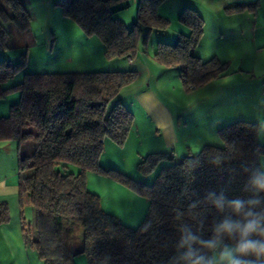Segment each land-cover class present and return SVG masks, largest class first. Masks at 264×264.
Segmentation results:
<instances>
[{"label": "trees", "instance_id": "1", "mask_svg": "<svg viewBox=\"0 0 264 264\" xmlns=\"http://www.w3.org/2000/svg\"><path fill=\"white\" fill-rule=\"evenodd\" d=\"M164 1L138 0L130 28L116 17L128 0H57L55 6L84 35L98 38L111 59L136 55L141 27L144 46L151 31L169 27L170 20L158 13ZM254 8L255 3L241 2L225 10ZM177 21L188 32L178 33L173 43H157L153 58L178 66L186 88L227 75V62L194 53L203 35L202 16L185 7ZM30 22L21 0L0 1V47L14 48L8 24L23 33ZM26 58L0 60V99L18 93L0 116V142L31 143L18 159L17 196L21 209L34 210L33 232L25 224V240L42 264H75L79 254L87 264H211L228 244L236 246L233 260L239 264H264V254L238 251L245 241L264 244V188L259 186L264 184V138L256 122L221 126L220 145L205 144L197 153L174 159L169 152L143 156L137 162L142 175L158 168L148 184L100 165L104 140L121 145L132 127L133 113L117 95L137 71L24 72ZM88 173L109 177L146 199L142 219L129 225L104 209L100 196L88 189ZM236 200L242 202L239 210L232 204ZM8 220V207L1 203L0 223ZM253 221L256 231L245 236L242 229ZM225 222L233 225L231 231L221 230Z\"/></svg>", "mask_w": 264, "mask_h": 264}, {"label": "crops", "instance_id": "2", "mask_svg": "<svg viewBox=\"0 0 264 264\" xmlns=\"http://www.w3.org/2000/svg\"><path fill=\"white\" fill-rule=\"evenodd\" d=\"M21 1L29 12L32 22H38L40 17L45 20V16L52 13L55 22H58L60 28L65 31L64 36L68 42L64 44L63 49H67V51L65 50L66 54H70V58L73 59L67 58L61 64H70L73 67L67 70L51 68L49 72L128 69L137 71L138 68H142L141 72H145L146 75L151 68L155 70L163 68L152 56L155 46L150 55H147L149 53H146L144 48L139 45L136 55L132 58L114 57L107 59L99 39L94 36L88 37L77 30L72 21L64 17L61 10L56 8L57 0ZM128 1V7L138 3V0ZM241 2L255 3V8L251 11L227 12L225 10L229 4ZM159 7L158 12L161 9L160 15L168 18L171 23L170 27L174 28L173 34H169L170 39L180 32H188L185 26L176 21L179 12L185 7L195 9L204 20L203 35L195 48L196 55L202 58L203 55L200 52L205 49L206 40L211 39L216 45V47L209 48V51L212 52L211 55L227 62L229 73L209 81L206 85L196 88L189 94L181 92L177 96L179 98L177 101L174 100V95L170 98L164 94L163 90L158 89L159 91H156L152 84L151 75L148 74L144 87L136 93H132L133 95H125V97L130 96L128 99L132 105H137L141 112L140 115H143L148 121L145 124L144 122L140 124L142 128L145 125L147 131L145 128L139 129L138 123L134 120L125 142L128 143L133 136L135 141L142 138V144L145 145L146 143L148 154L173 151L176 155L175 158H180L188 153H197L205 144H212L208 140L216 136L217 129L233 121H253L258 125L261 124V127L264 128V116H261L264 115V0H165ZM57 9H59L60 14H58ZM49 29L50 39L53 42L52 49H54V47H59L57 44L59 38L54 28ZM9 31L14 34L16 39L20 37L21 33H17L15 30H13L14 33L12 30ZM164 33L167 32L164 31ZM91 48L97 51L95 57L91 56L93 53ZM75 49L79 51L77 56L82 55L81 60L76 59L74 52L70 53ZM207 54L206 56H209V52ZM49 64L52 66L53 61L49 60ZM33 65L27 66L24 72L48 71L46 65L43 68ZM170 69H176L180 72L178 66ZM20 75L15 79H19ZM140 79H145V76L140 74L135 83H138ZM159 82H157V86ZM206 98H210L206 109L208 113L201 115V120L196 121L193 125L192 130L198 131L193 134L197 135L193 138L192 133L189 132L188 118L194 112L197 114L198 107L202 102H205ZM17 100V92L10 93L0 99V116L6 115L9 106ZM154 138L158 139V143L152 147ZM107 141L108 138L104 140V146ZM23 148L24 143L19 144L15 140L0 142V204L6 203L9 214V220L0 223V264H30V249L25 240L24 225L27 224L32 231L34 210L30 206L21 209L17 196L18 159ZM9 156L11 157L9 158ZM142 157L138 158L136 163ZM129 198L132 196L129 195ZM138 201H140L139 205H142L137 212L138 216L134 221H127L132 225L137 224L142 219L141 216L145 214L147 208V203ZM128 206L130 208L131 205ZM130 214L133 215L132 212Z\"/></svg>", "mask_w": 264, "mask_h": 264}, {"label": "rangeland", "instance_id": "3", "mask_svg": "<svg viewBox=\"0 0 264 264\" xmlns=\"http://www.w3.org/2000/svg\"><path fill=\"white\" fill-rule=\"evenodd\" d=\"M159 6L158 8H160ZM56 8H59V7L56 6ZM136 8H137V5H131L128 8L123 9L122 11L116 13V17L120 19L121 21H123L128 28H130L132 26V23L135 20ZM57 12L58 14H60L59 9H57ZM158 13L161 14V9H160V12ZM44 19L45 20H43L42 17H40L38 22H32L31 20L29 29L25 33H21L20 35L18 34L20 36L18 39H16L14 34H12V38L9 41V44L13 45L14 48L13 49H3L2 47H0V60L5 59L6 61H11L12 63H16L17 61L21 59L22 54H26L27 56L26 67L27 66L30 67L32 64H34L33 66L35 67L37 66L38 68L40 67L43 68V66L46 65L48 67L47 68L48 71H50L51 68L58 69V70L71 69L73 65L61 64L65 59L70 58V54H66L67 49L65 48L63 49L64 44L68 42V40L64 36L65 31L62 28H60L58 22H55L54 15L52 13L47 14ZM72 23L77 28V30L81 31V29L73 21ZM170 26H171V23L169 27H167L166 29L151 31L148 34L145 46L142 44L145 28L141 27L142 32H140L139 34V45L144 48L146 53H149L147 55H150L152 48L154 46L156 48V45L159 42L165 41V43H173V41L175 40L178 34H176L174 38L170 39L169 34H173V31H174V28ZM7 27L9 30H12V32L14 33L13 30H15V27L12 24H8ZM51 27L52 29L54 28V31L57 33V36L59 38V41L57 43L59 47H54V49H52L53 42L50 39V29L49 28ZM164 31H166L167 33H164ZM206 42L207 43L205 44V49H202V51L200 52L203 55L202 59L204 60L212 57L211 55L212 52L209 51V48L216 47L215 43H213L211 39L206 40ZM91 50L93 51L91 56L95 57L97 54V51L93 48H91ZM73 52L76 55V59L78 58L77 60L82 59L81 58L82 55L77 56L79 52L77 49H75L74 51H70V53H73ZM208 52H209V56H206L208 55L207 54ZM194 53L196 54L195 49H194ZM70 59H73V58H70ZM49 60L53 61L52 66L49 64ZM159 65L163 66V68L159 70H155L151 68L150 71L147 72L149 76L151 75V78L153 81L152 82L153 87L154 89H156V91H159L158 89L163 90L164 94H167L168 96H170V98L175 96L174 97L175 101L179 100L177 96L181 92L189 94L195 91L196 88L201 87V86L194 87V86L189 85L186 88L180 76V72L176 69L175 70L170 69L171 67H174V66H165L160 63ZM141 70L142 68H138L137 78L139 77L140 74H143V77L145 76V79H143L144 81L141 80L142 79L141 78L138 83H135V81H137L136 80L137 78H136L131 84L122 87L117 97L122 101V103H124L130 109V111L133 113V116H134L133 119L136 120V122L139 125V129L141 128V130H143V128H145V125H143V128H142L140 127V124H143V122L145 124V122H148V121L143 117V115H140L141 112L139 108L137 107V105L135 104L134 106L132 105L131 101L128 99L130 96H126L127 98L125 97V95L136 93L138 90H140L142 87L146 85L145 80L147 79L148 74L145 75L144 74L145 72L143 71L141 72ZM157 82H159L158 86H157ZM184 101L186 103V100ZM209 101H210V98H206L205 102H202L201 105L198 107L199 109L197 110V114L194 112L188 118L189 132L192 133V135L198 132V131L192 130V127L195 124V122L196 121L198 122L201 120V117H200L201 115L208 113L206 109H207V105H209ZM113 102L114 100L110 102L109 106ZM261 116H264V115H261ZM258 126H259V138L260 139L264 138V128L261 127V124ZM145 130L147 131L146 128ZM197 130H200V129L198 128ZM195 136L197 135H193V138ZM212 138L213 139H210L208 141H211L212 144L220 145V140L218 139L217 133H216V136ZM192 140L194 141V139ZM142 142H143L142 138H140L139 141H135L134 136L131 137L128 143L124 142L121 145H118L114 143L112 140L108 139L107 143L104 146L103 153L100 157V161H101L100 165L103 168L115 169L117 171H120L126 175H129L130 177L136 180L144 181L145 183H148V184L151 183L158 168L154 172L148 175H142L137 170V163H136L137 159L142 156H146L148 154L146 143L144 145L142 144ZM155 143H158L157 138L153 139L152 147L155 145ZM30 145H31L30 142L24 143V148L21 152L22 156L26 155L25 149H28L29 148L28 146ZM29 154L30 152L27 153V155ZM10 157L11 156H9V158ZM260 162H261L262 169H264V157H261ZM70 169L72 171L77 170L76 167L71 166V165H70ZM87 185H88V189L97 193L100 196L102 207L116 214L126 224H130L127 221L128 220L134 221V219L138 216L137 212L142 206V205H139L140 201L138 200H141L147 203V200L144 199L143 197L136 195L135 193L131 192L126 187L122 186L121 184L117 183L113 179L106 177V176H102V175H98L94 173H88L87 174ZM128 194L131 195L132 198H129ZM128 205H131L130 208ZM131 212L133 213V215L130 214ZM226 248L231 250L232 259H234V256L236 253V246L234 244H228L220 252H216L214 254L212 262L215 261V264H227V261H221L219 259L220 255L223 253V251ZM29 249H28L30 252L29 263L30 264H42V261L39 259L36 251H34L30 247ZM74 263L75 264H87L85 255L79 254L75 256Z\"/></svg>", "mask_w": 264, "mask_h": 264}, {"label": "clouds", "instance_id": "4", "mask_svg": "<svg viewBox=\"0 0 264 264\" xmlns=\"http://www.w3.org/2000/svg\"><path fill=\"white\" fill-rule=\"evenodd\" d=\"M259 186L261 188H264V184H260ZM232 204L237 210H239L242 207V202L239 200L233 201ZM220 227H221V230H225V231H231L233 229V225L228 222H225ZM256 229H257V224L255 221H253V222L246 224L244 228L242 229V231H243V234L246 236L249 233L256 231ZM238 251L240 252L251 251L258 255H262L264 254V244H259L254 241H245L239 246ZM219 259L221 261H227V264H239L238 261H235L232 259V252L231 250L227 248L220 255ZM194 264H201V262L200 260H197V261H194ZM212 264H215V261H213Z\"/></svg>", "mask_w": 264, "mask_h": 264}, {"label": "built area", "instance_id": "5", "mask_svg": "<svg viewBox=\"0 0 264 264\" xmlns=\"http://www.w3.org/2000/svg\"><path fill=\"white\" fill-rule=\"evenodd\" d=\"M168 155L172 159H174L176 157V155H175V153L173 151H170Z\"/></svg>", "mask_w": 264, "mask_h": 264}]
</instances>
